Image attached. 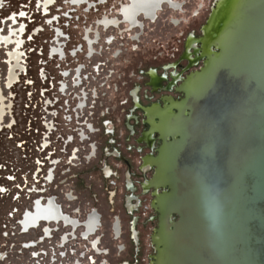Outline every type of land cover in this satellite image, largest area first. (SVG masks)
<instances>
[{
    "label": "rangeland",
    "instance_id": "374dc122",
    "mask_svg": "<svg viewBox=\"0 0 264 264\" xmlns=\"http://www.w3.org/2000/svg\"><path fill=\"white\" fill-rule=\"evenodd\" d=\"M44 1L0 0V34L7 35L9 33L13 16L20 25L24 26L20 37L22 43L19 49L21 52V69L17 70L16 79L19 81H16V84L9 89L5 87V83L7 73L6 52L10 50V47L7 50L0 49V84L3 89L4 103L8 108H6L3 120L0 123V264H28L32 251L24 250L22 247L30 241H36L41 236L40 229L21 234L17 225V220L20 219L21 214L32 207L33 200L24 197L23 200L14 202L6 195L1 194V184L3 182L8 184L5 178L8 175L11 177L16 175L18 178L20 175L18 167L21 164L23 165L26 159H29V157L25 159L23 149L17 144L20 140L18 135L29 141L32 140L31 136L24 134L26 128L25 114L22 112L20 104H22L21 100L25 97L27 90L23 82L30 80L33 81L35 86L43 87L40 76L44 70V74L49 73L54 79L55 85L66 84V87L69 88L67 93H71L72 98L75 99L71 100V104L78 103V100L74 97L79 96L81 89L72 85L73 71L77 67L83 66V61H86L89 70L93 66V64H89L93 59H84L83 57V27L87 26L94 30V24L97 20L101 17L115 15L114 11H116L119 3L126 2V0H105V4H100V0H86L91 3V6L96 5V8L87 12L88 6H74L72 4L74 0H53L50 5L43 9L41 4ZM207 5L208 0H190L185 8L186 13L182 15L172 14L165 10L167 15L163 17L160 27L152 24L148 26L149 30L144 31L141 37L143 44L139 46L137 52L131 51L133 42H127L126 40L129 34H133V31L131 33H120V37L125 38L123 41L124 48L120 49L125 54L121 58L127 62L135 55L141 63V67L138 64L141 69L138 67L134 71V76L132 80L130 79L131 82L128 83L129 73L127 72L129 70L124 69L127 63L121 61L117 66L118 61L113 58V47L109 46L104 60L106 63L109 62L107 63L109 68H107L113 70V78L108 80L107 89L104 92L100 90L97 105L94 110L90 111L89 114L91 115L88 117V123L93 125L95 133L88 134V140L83 142L78 137L76 130L74 133L75 141L66 149L68 154L72 149H77L76 159L70 165L66 164L68 155L63 153L64 148L61 146V142L56 136L52 139L59 149L56 156L62 158L63 161L53 171L55 181L53 185L46 188V196L56 197V201L66 213H71L80 220H83V214L87 211H96L100 215L101 228L98 234L101 236V248L108 251V254L97 257L96 264L101 260H105L107 264H154L156 256L154 249L156 247L153 242L155 233L150 191L144 197H138L143 181L140 178H127L124 165L115 156L118 154L127 158L138 173L139 163L142 158L149 155V149L140 143L147 127L143 125L145 117H143L142 110H135L132 103L133 99L130 97L132 94L134 96L132 87L135 85L134 100L137 101V108L138 106L142 109L151 107V102L159 90H153L145 85L148 81L142 72L145 71L146 67L151 66L152 69H157L156 76L165 73L160 69V66L165 63L164 59L166 58H163V56L158 57L155 53L159 49L157 43L162 42L160 39L168 38L165 42L169 44V39H179L181 33L187 31L186 28L193 29V25L197 26L199 20L195 17V14H201ZM64 10L76 11L72 15L65 14L67 17L72 16V20L61 18L59 25L56 23L52 25L50 18L56 15L53 18L56 21L57 14L60 16ZM27 12L30 15L33 14L32 18L26 15ZM191 12L192 14H190ZM49 13L50 15H48ZM171 16H180L185 20L180 25H173L169 21ZM85 20H87L86 24L84 23ZM57 30L64 33L60 31L59 35V33H56ZM98 31L104 37L117 34V31L111 29L103 31L98 28ZM66 35L70 36V41L66 39ZM56 39H59L58 43L60 44L66 43L64 59L49 55L50 49L55 46ZM134 45L137 46V44ZM80 46L81 50L76 57H71L70 54L77 48L79 50ZM154 57L158 59L154 60ZM149 60H151L150 64H147ZM170 61L172 59H166L168 64ZM162 62L164 63L162 64ZM119 70L122 71V73H119V93H115L118 88L117 73ZM62 71H71V76L64 79L60 76ZM124 74L126 77H124ZM124 83H126V86H123ZM124 101H127L126 104H123ZM133 118H137V121H134ZM40 120L39 117V123ZM82 121H78V125L82 124ZM39 123V128L43 130V125ZM78 125L76 126L77 129L83 130V127ZM64 132H69V130L66 129ZM38 138L41 142L40 135L36 139L38 140ZM92 146L96 147L94 158H90L93 155ZM29 153L32 154V151L30 150ZM36 155H39V153ZM44 169L41 186L46 183V174H49L53 167L48 164ZM110 172L113 175H110ZM144 175L148 177V172H144ZM113 182L116 183L115 186L111 185ZM130 187L136 188V192L130 193L128 190ZM65 196H70L74 200L68 202ZM33 198L35 200L38 196ZM75 211H78V213H74ZM116 217L119 218L122 232L121 237L118 239H115L109 231L110 224ZM80 232V229L75 232L76 241H78L75 244L78 249L84 250L87 244L85 241L80 240ZM60 234L61 231L56 233L55 236H60ZM5 246H7V249H3ZM122 247L124 248L123 251ZM135 258H138L137 263H133Z\"/></svg>",
    "mask_w": 264,
    "mask_h": 264
},
{
    "label": "water",
    "instance_id": "95a60500",
    "mask_svg": "<svg viewBox=\"0 0 264 264\" xmlns=\"http://www.w3.org/2000/svg\"><path fill=\"white\" fill-rule=\"evenodd\" d=\"M220 9V53L152 117L154 264H264V0Z\"/></svg>",
    "mask_w": 264,
    "mask_h": 264
},
{
    "label": "built area",
    "instance_id": "2783aa9c",
    "mask_svg": "<svg viewBox=\"0 0 264 264\" xmlns=\"http://www.w3.org/2000/svg\"><path fill=\"white\" fill-rule=\"evenodd\" d=\"M87 2L88 1L77 6H88L87 12H89L91 9L96 8L95 4L89 6ZM103 3L105 4L106 2L104 1ZM113 9L115 10V8ZM116 11H114V13ZM75 13L76 11L64 10V12H61L60 16L57 14L56 21L53 20L56 15L52 16L50 18V23H52V25L55 23L59 25V21L61 20V18H64L65 20H72V16L67 17L65 16V14L72 15ZM26 15H29L30 18H32L33 16V14L30 15L29 12H27ZM48 15H50V13ZM102 19L103 17L96 21V23L94 24V30H91L92 28H88L87 26L83 27V57L84 59H93L92 62L89 63L93 64V66L89 70L86 61H83V66H79L73 71L74 73L72 76L74 79L72 81V85L73 87L81 89L78 97L74 95V98L78 100V103H76L75 105L71 104V100L73 98L71 93H67L69 88L66 87V84L58 83V86L55 85V82L53 81L54 79L50 76L49 73L44 74V70L43 74H41L40 76V79L43 82V87L39 88L35 86L33 81L30 80H26L23 82L24 87L27 90L25 97L23 98V100H21L22 104H20V106H22V112L25 114L24 122H26V128L24 134L26 133L31 136L32 140L29 141L25 139V137L18 135L20 140L17 144H19V147L23 149L22 151L25 155V159L28 157L29 159H26V162L18 167V173L20 174L18 178L16 177V175L12 177L8 175L7 178H5L8 184H5V182L1 184V194L9 197L11 201H20L23 200L24 197H27L28 200H33L32 207H34L35 203L39 200L40 202H47L49 199H51L56 202L55 204L62 209L65 215L71 216L77 221L85 220L86 222L94 211L85 212L83 214V220H80V218L73 216L71 213H66L63 210L62 206L59 205L56 201V197H53L51 195L46 196V188L53 185L55 181V175L53 171H55L57 166L63 161L62 158H57L56 156L59 149L58 147H56L57 145L53 143V137L56 136L57 139L61 142V146L64 148L63 153L65 155H68L66 164L70 165L76 159L75 155L77 154V149H72L69 154L66 149L75 141L74 133L76 132V130L78 137L83 140V142L88 140V134L92 133L90 132V128H93V125L88 123V117L91 115L89 113L91 110H94L97 105V102L100 98V90L104 92L107 89L108 80L113 78V70L108 69L109 67L107 66V63L109 62H105V55L103 54L106 53L109 46H114V42L112 40L113 38H116V36L112 35L104 37L100 35V33H98V28L102 29L103 31H107L110 29L112 31H116V29L109 27L108 29L105 28L106 30H104L102 26H98V22ZM86 21L87 20H85L84 22L85 24ZM61 33L64 32L61 31ZM87 38L91 40L90 46L87 44ZM66 39L70 41V36L66 35ZM124 39L125 38L120 37L119 35V51L121 48H124ZM58 42L59 39H56L54 42L55 46L50 49L49 55L51 57H59L64 59V48L66 43L60 44ZM80 50L81 46L79 47V50L77 48L70 54L71 57H76L77 53L80 52ZM57 51H59L60 53L62 52V54L60 55V53ZM115 53L116 51L113 52V58H115ZM60 76L64 79L68 78L71 76V71H62L60 73ZM16 81L18 82L19 80ZM16 81L13 82L9 88L15 85ZM55 90L57 93L55 92ZM39 117L41 119L40 123L44 127L43 130H41L38 125ZM78 121H82V124L78 125ZM77 125H81V127H83V130H78L76 127ZM66 129H68L69 132H64V130ZM38 135L41 136V142L39 138L38 140L36 139ZM30 150L32 151V154L29 153ZM38 153L39 155H36ZM48 164H50L53 169L49 174H46V183L41 186V178L43 177L42 173L44 172L43 170H45L44 168ZM50 174H52V178L49 181L48 178ZM34 196H38V198L34 200ZM65 198L68 202H72L74 200L72 197L69 198V196H65ZM27 211L28 210L23 212L20 216V219L17 220L19 232L21 234H27L30 231L38 229H40L41 232V236L36 241H30L24 244V246L22 247L24 250L32 251L31 258L28 260V264H84V262L85 264L97 263L96 258L101 256L97 255L91 243L88 241H85L87 246H85L84 250L86 252L83 249H78L77 245L75 244L78 242L76 241L77 237L72 235V233H74V230L69 226L66 227L60 224H49V226L41 225L40 227H28L27 229H24L22 227L21 221ZM74 213H78V211H75ZM100 228L101 226L96 227L98 233L100 231ZM46 229L48 230V232H46ZM80 230L82 232V229ZM60 231V236H55L56 233ZM81 232L79 238L83 241ZM98 247L101 248V243L98 244ZM3 249H7V246H5ZM105 262V260H101L100 262H98V264H104Z\"/></svg>",
    "mask_w": 264,
    "mask_h": 264
},
{
    "label": "flooded vegetation",
    "instance_id": "af4514ba",
    "mask_svg": "<svg viewBox=\"0 0 264 264\" xmlns=\"http://www.w3.org/2000/svg\"><path fill=\"white\" fill-rule=\"evenodd\" d=\"M53 0H45L41 5L43 6V9H45ZM82 0H74V3H80ZM166 1V2H164ZM190 0H126L125 3H119V5L116 8L115 15L109 16V17H103L102 20L98 22V26H102L104 30L108 29L109 27H112L116 29L117 34L115 35L116 38H113L114 46L113 51L115 53V60H117V66L121 63H127V66L124 67V69L129 70L127 73H129V82H131L132 77L134 76V71L139 67L141 64L139 60H137V57L135 55L132 56V58L126 62V60H123L121 58L122 55L125 54L124 51L118 50L120 47L119 42V34L120 33H131L133 31V34H129L127 36V42L131 41L133 42V45L131 46L132 52L139 51V46L143 44V41H141V37L144 34V31L149 30L150 25L154 24L156 27H160L162 24L163 17L167 15L166 11H169L170 13H178L179 15L186 13V5L187 2ZM163 2V4H161ZM223 0H208V5L206 9L200 14L196 13L195 17L198 18L199 23L197 26L193 25V29H190V27L186 28V32H182L179 39H169L170 43H166V38L163 40L160 39V43H157L159 46V49L156 50V54L158 57H165L166 59H172L170 63L168 64L165 60V63L162 62V66H160V69H162L163 72L161 75L156 76V70L152 69L151 66L146 67L142 72V74L145 75L147 79L146 86L152 88L153 90H160L162 92H173L178 95V98L171 99L169 97H162L161 100V108L155 107L154 108L148 107L147 109H142L140 106L137 108V101L134 100L135 96V85L132 87L134 91V96H130L133 99V105L135 110L140 109L143 112L144 123L147 127V131L143 135V137L140 139V143L144 145L147 149H153L154 144H156V147L153 149L155 151L154 156L148 155L141 159V162L139 163V169L138 173L135 171L133 165L129 160L125 157H121L117 154L115 156L118 160L121 161V163L125 167V172L127 174V178L129 179H138L140 178L142 182L140 193L137 195L138 197H144L146 193L149 191L151 192V195L153 196V192L155 190L160 189L161 192L158 195H161L165 192H168V189L166 187H157V189L152 187L153 180L155 177V171L156 167L152 164V159L156 157L157 155V149L161 145L160 135L158 131H153L152 129V123H157L158 120L156 118V113L158 110L166 111L167 113L176 114L177 110L173 107L174 104L180 103L184 100L185 94L183 93V89L186 87L187 81L190 79V77L193 74H197L202 72L203 70L207 69L209 65L211 64V61L215 59V57L220 53L219 47H217V44H219V39L221 34H219L220 30L224 27L226 22H229L230 19L228 18L226 22L222 21L220 23H217L218 15L221 13V3ZM223 6V5H222ZM159 8V9H158ZM157 10V11H156ZM155 13V14H154ZM192 14V12L190 13ZM160 16V17H159ZM15 18V17H14ZM16 19V18H15ZM12 20V19H11ZM185 18L182 17H173L171 16L169 18V21L173 25H180L182 21H184ZM217 20V21H215ZM13 21V20H12ZM18 21V20H17ZM232 21V20H231ZM230 21V23H231ZM218 24L217 27L215 24ZM17 28L18 35L19 33H22L23 27H19L18 29V22L14 24ZM106 28V29H105ZM151 28V27H150ZM115 31V32H116ZM13 33H10V35H14ZM19 37V36H17ZM5 40H8L7 43H11L9 37ZM16 41H19V39L16 38ZM3 42V39H0V43ZM12 44V43H11ZM87 44L91 45V40L87 38ZM134 44H137L134 45ZM17 47V43H15L14 49ZM20 47V45H19ZM15 49V53H13V50L11 52L13 54L19 53L18 49ZM105 55V53L103 54ZM102 55V57H103ZM11 55H7L9 61L13 62V59L10 57ZM17 65L19 67L17 69H20V55H17ZM139 58V57H138ZM154 60H157V57L153 58ZM150 61L147 62V64H150ZM15 64V62H14ZM139 64V65H138ZM129 66V69H128ZM141 67V65H140ZM139 67V69H141ZM195 68V69H194ZM194 69V70H191ZM123 70V69H120ZM118 74V88L116 89L115 93H119V86H120V77ZM7 71H8V65H7ZM167 72V74H166ZM155 73V74H154ZM124 77L126 75L124 74ZM131 79V80H130ZM13 79L11 76L6 73V88H9L10 85H12ZM123 86H126V83H124ZM2 92L0 90V96H1V102L0 105L2 107V115L4 113V106H3V98H2ZM4 97V96H3ZM5 102V99H4ZM127 101H124L123 104H126ZM152 108V109H151ZM6 109V105H5ZM135 117V116H132ZM2 120V119H1ZM134 121H137V118H133ZM2 121H0L1 123ZM90 132L94 133V129L90 128ZM93 155H91L92 158H94V153L96 150L95 146H92L91 148ZM144 172H151L150 177H145ZM110 175H113L112 172L109 173ZM115 175H117L115 173ZM118 176V175H117ZM112 186H115L116 183H112ZM165 189V190H164ZM130 193L136 192V188L130 187L128 189ZM140 197V198H141ZM69 198H71L69 196ZM49 202L46 206H41L40 204L36 203L34 207V211L27 213L24 217L23 221L21 222L22 227L26 229V227L30 225H35V221L39 219V221H45L46 223H58L60 225L69 226L74 230V233H72L73 236H75V232L78 231V229H82V236L83 241H88L91 243L92 247L96 251L97 255L104 256L108 254V251L99 248L98 244L101 243V236L98 234L96 227L101 226V217L100 215L94 211L88 221H77L75 218L65 215L61 208H59L53 200L49 199ZM46 202V201H44ZM147 209V208H146ZM33 215V217H31ZM37 221V222H39ZM40 227V226H39ZM78 228V229H77ZM99 231V230H98ZM109 231L113 234V237L115 239H118L121 237V223L119 221V218H114L113 221L110 224ZM46 232L48 230L46 229ZM156 247V246H155ZM104 250V251H102ZM124 248L122 247V251ZM154 252L157 251L154 249ZM138 262V258H135L133 263ZM104 264H107L105 262Z\"/></svg>",
    "mask_w": 264,
    "mask_h": 264
},
{
    "label": "bare ground",
    "instance_id": "6f19581e",
    "mask_svg": "<svg viewBox=\"0 0 264 264\" xmlns=\"http://www.w3.org/2000/svg\"><path fill=\"white\" fill-rule=\"evenodd\" d=\"M40 1V0H39ZM105 0H100V3H103ZM86 2V0H82L80 3H74L73 2V5H75V6H77V5H79V4H83V3H85ZM164 2H166V1H164ZM88 3V5L89 6H91V3L88 1L87 2ZM161 4H163V2L161 3ZM159 9V8H158ZM157 11V10H156ZM155 14V13H154ZM12 16V15H11ZM10 16V17H11ZM15 16H13L11 19L13 20L12 21V23H11V26L12 27H10V25H9V27H10V30L8 31L9 33L6 35H3V34H0V39H3V42H1L0 43V49H8V47H10V49H12L13 50V53H15V49H17V47H19V45L21 46V40H20V37H21V34L22 33H19V35H18V31H17V28L16 27H14L15 25V23L16 22H18L17 21V19H15L14 18ZM8 20H10V19H8ZM6 21V20H5ZM8 25V24H7ZM23 27L24 28V26L23 25H20V23L18 22V29H19V27ZM22 28V29H23ZM13 31H14V35H10V33H13ZM23 32V31H22ZM1 33V32H0ZM56 33H59V35H60V31L59 30H57L56 31ZM17 36H19V37H17ZM9 37V39L11 40L10 42L12 43H7V41L8 40H5V39H7ZM16 38L17 39H19V41H16ZM15 43H17V47H15V49H14V46H15ZM12 47V48H11ZM19 49H20V47H19ZM19 49H18V51H19ZM12 50H9L8 52H6L7 53V55H11L10 57L13 59V62H11V61H9L10 59H8V57H6L7 58V65H8V71H7V77H8V75L9 76H11L12 77V79H13V82H15L16 81V79H17V70H20V69H17L18 67H19V65H17V59H18V56L17 55H20V59H21V52L19 51V53H17V55L16 54H13L11 51ZM57 52H59V51H57ZM60 53V52H59ZM62 54V52L60 53V55ZM14 62H15V64H14ZM19 64H20V61H19ZM21 67V66H20ZM1 78V77H0ZM1 80V79H0ZM12 82V83H13ZM0 90H1V92H2V98H3V106H4V113H3V117H4V114H5V103H4V97H3V89L1 88V84H0ZM0 102H1V96H0ZM7 108V107H6ZM8 109V108H7ZM2 112H3V110H2V107H1V105H0V121H2L3 120V117H1V115H2ZM2 119V120H1ZM51 178H52V174H50L49 175V181L51 180ZM49 201H47V202H40V200L39 201H37L36 203H38V204H40L41 206H46L47 205V203H48ZM35 203V204H36ZM34 207H35V205H34ZM34 207H31L26 213H25V215H24V217L26 216V214L27 213H30V212H32V211H34ZM24 217H23V219H24ZM31 217H33V215H31ZM23 219H22V221H23ZM21 221V222H22ZM37 221H39V219H37ZM37 221H35V225H30V226H28V227H39V226H41V225H48L49 226V224H58V223H54V222H51V223H46L45 221H39V222H37ZM28 227H26V229L28 228ZM47 228V227H46Z\"/></svg>",
    "mask_w": 264,
    "mask_h": 264
}]
</instances>
